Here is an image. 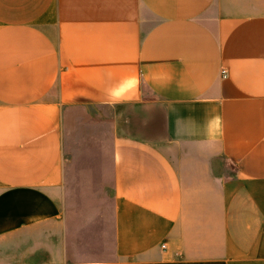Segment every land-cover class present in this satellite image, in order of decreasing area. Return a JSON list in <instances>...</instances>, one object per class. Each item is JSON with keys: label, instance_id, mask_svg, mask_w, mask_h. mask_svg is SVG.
Segmentation results:
<instances>
[{"label": "crops", "instance_id": "1", "mask_svg": "<svg viewBox=\"0 0 264 264\" xmlns=\"http://www.w3.org/2000/svg\"><path fill=\"white\" fill-rule=\"evenodd\" d=\"M0 264H264V0H0Z\"/></svg>", "mask_w": 264, "mask_h": 264}, {"label": "clouds", "instance_id": "2", "mask_svg": "<svg viewBox=\"0 0 264 264\" xmlns=\"http://www.w3.org/2000/svg\"><path fill=\"white\" fill-rule=\"evenodd\" d=\"M140 77L137 74L127 75L118 83L106 90V96L111 107L125 104L139 95ZM222 116L219 114L209 117L205 122V128L209 137H214L222 131ZM195 124V122H193Z\"/></svg>", "mask_w": 264, "mask_h": 264}, {"label": "rangeland", "instance_id": "3", "mask_svg": "<svg viewBox=\"0 0 264 264\" xmlns=\"http://www.w3.org/2000/svg\"><path fill=\"white\" fill-rule=\"evenodd\" d=\"M103 130L98 127L95 128H71L69 136H67L66 141L68 144L67 151H79L86 150L92 153H98L99 157L92 158L93 163L98 162V165L102 170L105 168V163L107 162L105 155L107 154L108 146L100 140L103 137ZM81 138L79 139V137Z\"/></svg>", "mask_w": 264, "mask_h": 264}, {"label": "built area", "instance_id": "4", "mask_svg": "<svg viewBox=\"0 0 264 264\" xmlns=\"http://www.w3.org/2000/svg\"><path fill=\"white\" fill-rule=\"evenodd\" d=\"M222 72V76L225 77V72L221 71Z\"/></svg>", "mask_w": 264, "mask_h": 264}]
</instances>
